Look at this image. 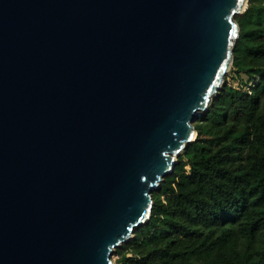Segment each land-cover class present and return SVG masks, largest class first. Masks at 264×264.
I'll use <instances>...</instances> for the list:
<instances>
[{"label": "water", "instance_id": "1", "mask_svg": "<svg viewBox=\"0 0 264 264\" xmlns=\"http://www.w3.org/2000/svg\"><path fill=\"white\" fill-rule=\"evenodd\" d=\"M248 0H0V264H115L223 85Z\"/></svg>", "mask_w": 264, "mask_h": 264}, {"label": "trees", "instance_id": "2", "mask_svg": "<svg viewBox=\"0 0 264 264\" xmlns=\"http://www.w3.org/2000/svg\"><path fill=\"white\" fill-rule=\"evenodd\" d=\"M235 20L232 68L246 87L222 85L193 124L149 221L117 250L121 264H264V0Z\"/></svg>", "mask_w": 264, "mask_h": 264}, {"label": "rangeland", "instance_id": "3", "mask_svg": "<svg viewBox=\"0 0 264 264\" xmlns=\"http://www.w3.org/2000/svg\"><path fill=\"white\" fill-rule=\"evenodd\" d=\"M238 24V23H237ZM239 27V26H238ZM246 82H247V75L245 73H241L240 75H236L234 73V69L232 68V65L230 66V70L225 74V77H224V82H223V85L226 84V85H231L232 87H237V88H245L246 87ZM200 118V117H199ZM198 118V119H199ZM197 119V121H198ZM196 121V122H197ZM195 122V123H196ZM194 123V124H195ZM184 152V151H183ZM183 152H181L179 154V156L177 157V163L175 165V167L178 165V161H179V158L183 155ZM174 167V168H175ZM189 167L188 166H185V170L188 171ZM171 175V174H169ZM166 177V176H165ZM156 191V190H155ZM153 191V193L155 192ZM152 193V194H153ZM153 199V198H152ZM162 201H164V196L161 197ZM133 238V237H132ZM131 238V239H132ZM125 244V243H124ZM122 246V245H121ZM118 247V248H115L114 251L112 252V255H111V259L112 261L115 263V264H121V255L119 253H117V250L121 248ZM194 264H202V263H194Z\"/></svg>", "mask_w": 264, "mask_h": 264}]
</instances>
